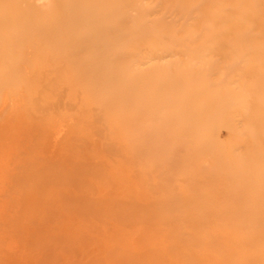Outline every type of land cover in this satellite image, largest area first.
Listing matches in <instances>:
<instances>
[{
  "label": "rangeland",
  "instance_id": "rangeland-1",
  "mask_svg": "<svg viewBox=\"0 0 264 264\" xmlns=\"http://www.w3.org/2000/svg\"><path fill=\"white\" fill-rule=\"evenodd\" d=\"M0 87V264H264V0H0Z\"/></svg>",
  "mask_w": 264,
  "mask_h": 264
},
{
  "label": "bare ground",
  "instance_id": "bare-ground-1",
  "mask_svg": "<svg viewBox=\"0 0 264 264\" xmlns=\"http://www.w3.org/2000/svg\"><path fill=\"white\" fill-rule=\"evenodd\" d=\"M4 86H6V85H4ZM1 87H2V86H1ZM1 87H0V88H1ZM4 90H5V89H4ZM5 101H6V98H5V95H4V96L2 97V99L0 100V116H2V113L6 111V110H5V106H4ZM19 110H20V109H19ZM7 112H8V111H7ZM13 112H14L13 109H9V113H7V115H8V116H11V115H13L16 111H15L14 113H13ZM19 126H20V125H19ZM11 132H13V131H11ZM69 140H70V139H69ZM71 146H72V145H71ZM23 150H24V149H23ZM14 156H15V155H14ZM17 157H18V156H17ZM7 158H8V157H7ZM9 159H10V160L7 161V165L9 164V163H8L9 161H10V164H13V163L15 164V162H16V160H15V162H14V159H15V158H14V159L12 158L13 160H11V158H9ZM18 159H19V158H18ZM2 160H3V161H6V160H4V159H2ZM2 160H1V161H2ZM17 161H18V160H17ZM16 163H17V162H16ZM43 164H44V163H43ZM7 165H6L5 163L0 162V170H1V169H3V170L6 169V166H7ZM50 165H51V164H50ZM45 168H46V165H45ZM22 183H23V182H22ZM36 200H37V199H36ZM42 215H43V214H42Z\"/></svg>",
  "mask_w": 264,
  "mask_h": 264
}]
</instances>
